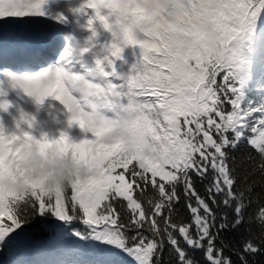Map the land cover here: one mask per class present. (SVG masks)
I'll return each mask as SVG.
<instances>
[{
  "label": "snow or ice",
  "instance_id": "snow-or-ice-1",
  "mask_svg": "<svg viewBox=\"0 0 264 264\" xmlns=\"http://www.w3.org/2000/svg\"><path fill=\"white\" fill-rule=\"evenodd\" d=\"M48 2L0 0V31L45 34L36 45L0 42V112L14 107L11 90L58 102L48 109L66 122L57 142L70 141L67 155L89 177L45 192L24 151L25 137L46 138L36 117L21 110L12 129L0 120L3 264H201L192 252L203 264H250L264 252V0H82L72 13L88 35L66 44L48 19H25L70 22ZM128 46L139 55L118 74ZM91 72L103 78L76 89ZM85 94L103 102L99 113ZM74 126L91 138L74 140ZM245 144L255 156L234 155ZM37 225L56 236L36 243Z\"/></svg>",
  "mask_w": 264,
  "mask_h": 264
},
{
  "label": "clouds",
  "instance_id": "clouds-1",
  "mask_svg": "<svg viewBox=\"0 0 264 264\" xmlns=\"http://www.w3.org/2000/svg\"><path fill=\"white\" fill-rule=\"evenodd\" d=\"M89 78L101 80L103 77L99 72H91L87 77L81 76V79L75 83V88L86 93L90 88ZM57 90L58 93L64 96L65 103L71 100V97L64 92L62 85ZM80 99L87 104L88 110L91 112L99 113L103 107V102L94 96L85 94ZM45 136L46 138L40 143H37L31 136L25 137L29 148L24 149V151H30L27 166L32 170L28 178L42 182L43 190L53 195L57 188L68 191L71 184L77 179L87 181L89 177L88 169L83 166L78 168L73 159L67 155L70 141L59 143L57 141L60 138L51 135L49 132H45ZM21 143L23 142L18 141V146ZM11 187L18 194H23L26 191L23 179L18 180Z\"/></svg>",
  "mask_w": 264,
  "mask_h": 264
},
{
  "label": "rangeland",
  "instance_id": "rangeland-1",
  "mask_svg": "<svg viewBox=\"0 0 264 264\" xmlns=\"http://www.w3.org/2000/svg\"><path fill=\"white\" fill-rule=\"evenodd\" d=\"M72 2L73 0H49L48 4L46 5V11L49 12L52 16H55L56 14H63L69 17L70 16L69 14L71 12L69 7L71 6ZM57 6H61V9L58 10ZM32 18L33 19H48V23H51V24L55 22L54 20L49 19L47 17H32ZM67 27H69V29L67 31L63 30L64 34L60 35L64 38L65 44L67 43V40H66L67 37L70 38L73 35L76 36L79 31L80 32L87 31L86 23H85V26H83L82 28L78 26H75L74 28H72L70 24L67 25ZM11 29H15V28H11ZM66 32H67V36H66ZM4 44H7L9 46L12 45L10 43H4ZM115 67H116V71L118 74H126L127 66L125 64V61L122 59V54H121V59L115 61ZM21 92L22 91L18 92L17 90L9 91L7 100L13 105L15 104L16 100L17 101L19 100L18 105L16 107L14 106L13 108H11L7 113L0 112V120L4 122L6 128L11 129L15 127V120L20 118L21 110H23V112L28 115L35 116L37 119V124L39 128H41L44 132H49L51 135L58 136L59 131L64 130L66 128V122L56 123L55 120H53L48 115L49 105L55 104L58 102L46 101L44 105L38 106L33 98L28 97L24 93H23L24 97H27V98L23 99V97L19 96ZM68 131H69V135L72 136V138L76 140L77 142L84 138H91L90 133L82 132L78 126H74ZM54 236H56V234L53 235L51 238H53ZM64 243L70 244L71 242L65 240Z\"/></svg>",
  "mask_w": 264,
  "mask_h": 264
},
{
  "label": "trees",
  "instance_id": "trees-1",
  "mask_svg": "<svg viewBox=\"0 0 264 264\" xmlns=\"http://www.w3.org/2000/svg\"><path fill=\"white\" fill-rule=\"evenodd\" d=\"M140 51V50H139ZM251 154L252 156L256 155V152L249 147L247 144H245L238 152L234 153V155H236L237 157H241V156H245ZM198 180V178H197ZM201 190L202 186H201ZM182 191V189H181ZM256 210V205H254L252 208L249 209V213L252 214L254 213ZM181 213L185 218H190L187 215V209L186 206L181 208ZM248 225H244L243 227H247ZM78 227L83 228V225H78ZM243 227L239 230V232L236 233H228V239L229 240H239V237L243 234ZM252 229L254 231H259V229L256 227L255 224L251 225ZM33 233V238L34 241L36 243H43L45 241H47L49 238H51L53 235H55L56 233L51 230L50 228H48L47 226H39L37 225L35 228H33L32 230ZM45 239V240H44ZM44 240V241H43ZM231 255V253H229ZM168 253H165V256H167ZM192 255L199 261H201V264H203V254L201 252H192ZM1 258H6V257H1ZM234 259H236V257H233ZM250 260V264H264V252H261L260 254L253 256V257H249Z\"/></svg>",
  "mask_w": 264,
  "mask_h": 264
},
{
  "label": "bare ground",
  "instance_id": "bare-ground-1",
  "mask_svg": "<svg viewBox=\"0 0 264 264\" xmlns=\"http://www.w3.org/2000/svg\"><path fill=\"white\" fill-rule=\"evenodd\" d=\"M80 3H82V0H73V2L71 3V6L69 7L70 10H71V12L69 14L70 16L68 17L69 21H72V19L73 20L82 19L81 17L73 15V13H72V8L79 6ZM57 8H58V10H60L61 6H57ZM25 19H33V18H25ZM75 21H77V20H75ZM53 23H55V22H53ZM53 25L56 27L55 24H53ZM77 25L79 27H81L82 25H84V23L80 20V23L79 24L77 23ZM30 27H32V26H25L23 29L14 30V31L13 30H8L7 32L0 31V34H8L10 42L16 43V42L22 40L21 39L22 37L29 38V37H31L32 35L35 34V33H33L32 31L29 30ZM59 27H67V26L65 24H60ZM19 96L23 97V99L27 98V97H24L23 92H21V94ZM18 102H19V100L18 101L16 100V102L14 104L15 107L18 105Z\"/></svg>",
  "mask_w": 264,
  "mask_h": 264
}]
</instances>
